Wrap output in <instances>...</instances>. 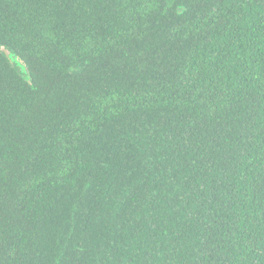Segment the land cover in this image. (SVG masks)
Here are the masks:
<instances>
[{"label": "trees", "instance_id": "obj_1", "mask_svg": "<svg viewBox=\"0 0 264 264\" xmlns=\"http://www.w3.org/2000/svg\"><path fill=\"white\" fill-rule=\"evenodd\" d=\"M0 264H264V0H0Z\"/></svg>", "mask_w": 264, "mask_h": 264}, {"label": "water", "instance_id": "obj_2", "mask_svg": "<svg viewBox=\"0 0 264 264\" xmlns=\"http://www.w3.org/2000/svg\"><path fill=\"white\" fill-rule=\"evenodd\" d=\"M183 11L182 8H179V13ZM5 56L9 60L10 63L16 65L17 68H19L22 72H26V69L24 65L17 59L16 55L13 53L8 52L7 50H3Z\"/></svg>", "mask_w": 264, "mask_h": 264}]
</instances>
